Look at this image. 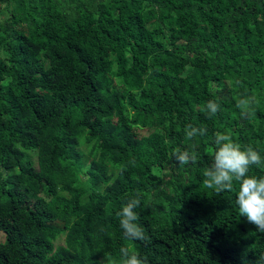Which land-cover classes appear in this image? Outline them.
Returning <instances> with one entry per match:
<instances>
[{
    "label": "trees",
    "instance_id": "1",
    "mask_svg": "<svg viewBox=\"0 0 264 264\" xmlns=\"http://www.w3.org/2000/svg\"><path fill=\"white\" fill-rule=\"evenodd\" d=\"M216 132L264 158V0H0V264H264L239 182L203 183Z\"/></svg>",
    "mask_w": 264,
    "mask_h": 264
},
{
    "label": "clouds",
    "instance_id": "2",
    "mask_svg": "<svg viewBox=\"0 0 264 264\" xmlns=\"http://www.w3.org/2000/svg\"><path fill=\"white\" fill-rule=\"evenodd\" d=\"M252 104L251 98H244L240 100L237 107L241 110L242 115H250ZM205 110L209 117L214 116L220 110V104L210 100L207 102ZM205 131L204 128L188 124L184 129L185 139L192 140L197 135H203ZM214 144L213 161L203 171L205 187L219 194L225 190L231 191L233 182H239L235 201L239 214L246 217L249 223L255 225L258 232L264 233V177L248 174L253 165L264 167V158L250 145L242 149L241 145L236 143L226 132H216ZM173 158L180 166L196 162L195 153L188 150H174ZM140 206L141 194L137 193L116 213L120 228L129 240H145L147 238L144 229L136 222L139 218L136 209ZM119 251L121 264H147L145 259H141L138 251L128 247H121ZM259 259L264 260V255Z\"/></svg>",
    "mask_w": 264,
    "mask_h": 264
},
{
    "label": "rangeland",
    "instance_id": "3",
    "mask_svg": "<svg viewBox=\"0 0 264 264\" xmlns=\"http://www.w3.org/2000/svg\"><path fill=\"white\" fill-rule=\"evenodd\" d=\"M33 161H34V163H36V162H35V158H33ZM58 243H59V244H63V240H59Z\"/></svg>",
    "mask_w": 264,
    "mask_h": 264
}]
</instances>
